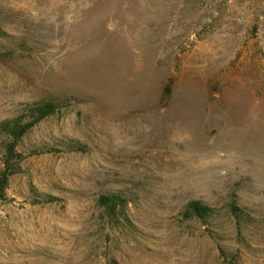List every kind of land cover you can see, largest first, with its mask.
<instances>
[{
  "label": "rangeland",
  "instance_id": "374dc122",
  "mask_svg": "<svg viewBox=\"0 0 264 264\" xmlns=\"http://www.w3.org/2000/svg\"><path fill=\"white\" fill-rule=\"evenodd\" d=\"M48 97L0 264H264V0H0V124Z\"/></svg>",
  "mask_w": 264,
  "mask_h": 264
},
{
  "label": "trees",
  "instance_id": "16d2710c",
  "mask_svg": "<svg viewBox=\"0 0 264 264\" xmlns=\"http://www.w3.org/2000/svg\"><path fill=\"white\" fill-rule=\"evenodd\" d=\"M60 106V101L57 98L48 97L26 108L23 114L7 119L0 124V127L11 141L5 152V168L0 176V199L7 197L6 191L9 179L21 168L20 162L23 159V154L17 149L18 140L39 121L55 113ZM189 210L200 217L210 216L213 212L210 206L196 201L189 205ZM232 211L236 217L246 216L243 209L237 205L232 206Z\"/></svg>",
  "mask_w": 264,
  "mask_h": 264
},
{
  "label": "bare ground",
  "instance_id": "6f19581e",
  "mask_svg": "<svg viewBox=\"0 0 264 264\" xmlns=\"http://www.w3.org/2000/svg\"><path fill=\"white\" fill-rule=\"evenodd\" d=\"M122 95H123V97H122V99H120L121 101L119 102L121 104L118 103L117 106H121L122 108L125 107V109L127 107H130V106H142V102H139V100L134 97L133 92L126 91V92H123ZM143 116H144L143 114H141L139 116H135V120L137 118H142Z\"/></svg>",
  "mask_w": 264,
  "mask_h": 264
}]
</instances>
